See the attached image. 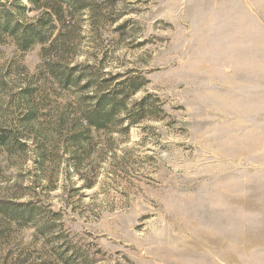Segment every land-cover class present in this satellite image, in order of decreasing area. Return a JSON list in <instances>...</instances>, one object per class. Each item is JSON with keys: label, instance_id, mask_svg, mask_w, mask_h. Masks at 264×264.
Wrapping results in <instances>:
<instances>
[{"label": "rangeland", "instance_id": "1", "mask_svg": "<svg viewBox=\"0 0 264 264\" xmlns=\"http://www.w3.org/2000/svg\"><path fill=\"white\" fill-rule=\"evenodd\" d=\"M18 2L25 24L53 10ZM91 2L27 50L0 36V264L261 258L264 72L236 46L264 38V0ZM129 78V106L164 111L74 146L90 97Z\"/></svg>", "mask_w": 264, "mask_h": 264}, {"label": "trees", "instance_id": "2", "mask_svg": "<svg viewBox=\"0 0 264 264\" xmlns=\"http://www.w3.org/2000/svg\"><path fill=\"white\" fill-rule=\"evenodd\" d=\"M29 2L34 6H50L53 10L47 11L44 18H39L31 24H25L23 17L27 9L26 5L13 0L8 6L2 4L0 0V36L8 33L16 37L17 44L22 50L29 49L33 44L46 42L49 21L63 23L66 13L92 11L96 7L95 2L91 0H53V4L50 5L49 0H29ZM59 78L68 83L71 80L70 75L61 74ZM91 83L89 82V85ZM136 83L135 80L129 78L116 87L97 91L94 96L90 97L94 99V103L88 108H82L81 112L85 115L83 126L71 136L73 145L87 151L93 142L92 133L94 131L107 130L110 133H120L130 130L142 120L158 118L157 110H164L160 104H156L159 100L152 94L145 95L129 106L128 98L142 87V83ZM78 103L81 105L83 102ZM123 121L127 123V126L119 128V124ZM7 138V135L0 134V145H7Z\"/></svg>", "mask_w": 264, "mask_h": 264}, {"label": "crops", "instance_id": "3", "mask_svg": "<svg viewBox=\"0 0 264 264\" xmlns=\"http://www.w3.org/2000/svg\"><path fill=\"white\" fill-rule=\"evenodd\" d=\"M237 45V44H236ZM245 49L244 58H252V62L250 63L248 60L245 62V66L251 67L252 69H260L258 72H264V38H260L258 41L255 42H245L244 44H239L236 47L238 49L243 48ZM250 51V54L249 52ZM261 258H254L253 255L246 256L244 262L245 264H264V252L261 253ZM231 263V260H229ZM221 261L219 260V264Z\"/></svg>", "mask_w": 264, "mask_h": 264}]
</instances>
